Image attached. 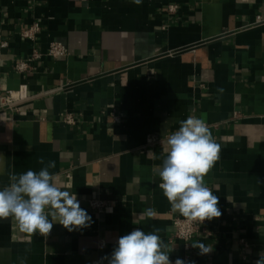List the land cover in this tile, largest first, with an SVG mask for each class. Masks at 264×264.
<instances>
[{
	"label": "crops",
	"instance_id": "0c3cea01",
	"mask_svg": "<svg viewBox=\"0 0 264 264\" xmlns=\"http://www.w3.org/2000/svg\"><path fill=\"white\" fill-rule=\"evenodd\" d=\"M34 24L33 38L23 37ZM2 42L0 86L24 84L29 98L17 112L0 109V189L10 174L55 161L56 186L75 193L92 221L71 232L54 223L41 235L0 219V264H108L101 258L136 228L159 229L172 264H256L264 253V0H0ZM51 42L66 55L48 57ZM37 54L27 71L14 69ZM189 116L220 145L204 182L221 216L183 242L172 229L183 216L163 195L158 169L167 134ZM148 208L151 218L141 215Z\"/></svg>",
	"mask_w": 264,
	"mask_h": 264
},
{
	"label": "clouds",
	"instance_id": "9594fccd",
	"mask_svg": "<svg viewBox=\"0 0 264 264\" xmlns=\"http://www.w3.org/2000/svg\"><path fill=\"white\" fill-rule=\"evenodd\" d=\"M139 2V0H137ZM166 156L159 166V184L172 210L188 220H211L221 216L219 199L205 184L204 177L219 159L220 145L215 141L206 122L195 116L179 121V128L167 134ZM38 172L28 170L9 176L8 185L0 189V219L12 218L21 233L48 235L54 223L68 231L89 227L92 221L80 206L77 195L61 190L55 184V161H48ZM152 208L141 215L151 218ZM58 221V222H54ZM159 229L145 232L136 228L116 241L110 256L101 259L108 264H172V249L159 235ZM201 254L210 249L195 244ZM175 264H185L176 259ZM256 264H264V253Z\"/></svg>",
	"mask_w": 264,
	"mask_h": 264
},
{
	"label": "built area",
	"instance_id": "2783aa9c",
	"mask_svg": "<svg viewBox=\"0 0 264 264\" xmlns=\"http://www.w3.org/2000/svg\"><path fill=\"white\" fill-rule=\"evenodd\" d=\"M176 5H169L168 6V12L174 13L176 12ZM259 19V17H257ZM39 30L38 24L32 25L28 30L24 31L22 36L25 38L32 39L34 34ZM1 47H6V43L2 42L0 44ZM47 56L53 59H59L66 55V49L63 44L59 42H51L47 49ZM40 56L33 55V57L26 61H17L15 62L14 69L18 72H24L29 69V63L33 61L34 59H38ZM29 98L28 90L26 85L21 84L18 86L17 90H5L0 86V101H2V104H0V109L7 110L9 112H17L19 110L20 104L27 100ZM121 114H113L112 118L113 121L118 123L121 119ZM63 121L66 124L73 125L74 120L71 115H65L63 116ZM161 141L160 138L156 136H151L148 139V143L155 145L159 144ZM89 206L97 211H102L105 202L99 201V200H90ZM207 220L201 222L199 220H188L187 218H173L172 220V229H173V238L177 240H181L183 242H188L190 239L193 238V236L201 230V227L206 223ZM240 243L242 245H245V242L243 240H240Z\"/></svg>",
	"mask_w": 264,
	"mask_h": 264
}]
</instances>
